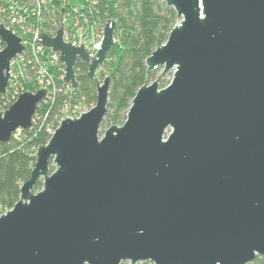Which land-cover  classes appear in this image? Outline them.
<instances>
[{
	"label": "water",
	"instance_id": "obj_1",
	"mask_svg": "<svg viewBox=\"0 0 264 264\" xmlns=\"http://www.w3.org/2000/svg\"><path fill=\"white\" fill-rule=\"evenodd\" d=\"M143 1V0H141ZM177 22L146 59L161 70L137 91L122 125L101 126L111 77L94 106L61 120L0 215V264H250L264 257V0H165ZM42 30L64 82L95 78L115 45L105 24L94 58ZM0 97L25 50L0 23ZM173 72L171 82L161 79ZM46 88L0 112V144L29 129ZM51 164L55 166L51 170ZM43 187L35 191L38 182Z\"/></svg>",
	"mask_w": 264,
	"mask_h": 264
},
{
	"label": "trees",
	"instance_id": "obj_2",
	"mask_svg": "<svg viewBox=\"0 0 264 264\" xmlns=\"http://www.w3.org/2000/svg\"><path fill=\"white\" fill-rule=\"evenodd\" d=\"M95 2L96 12L102 22L116 21L117 41L107 53V59L95 78L88 76V64L77 62L75 71L79 87L76 90L64 82L62 65H50V71L57 83L55 93H51L39 104L31 128L20 130L8 143L0 144V213L11 209L19 200L21 186L29 179L35 166L37 149L49 141L66 106H94L97 99V83L101 82L100 79L104 80L106 76H110L108 113L100 131V134H103L111 125H122L125 122L138 89L144 83L157 78L159 70L148 73L146 59L166 42L172 27L177 23L174 8L169 7L165 0ZM59 16L60 13L56 12L55 18L59 19ZM3 47L4 42L0 40V50ZM23 70V73L19 74L18 84L11 83L8 91L0 97V110L8 109L15 101L14 96L24 91L35 92L39 89L33 63L26 64ZM160 83L161 87H165L169 81L163 77ZM54 169L55 166L51 164V170ZM42 187V181L38 182L35 191L41 190ZM250 264H264V257H257Z\"/></svg>",
	"mask_w": 264,
	"mask_h": 264
},
{
	"label": "built area",
	"instance_id": "obj_3",
	"mask_svg": "<svg viewBox=\"0 0 264 264\" xmlns=\"http://www.w3.org/2000/svg\"><path fill=\"white\" fill-rule=\"evenodd\" d=\"M95 4V0H0V23L3 22L8 29L20 36L25 46V50L11 63L10 84H18L19 74L23 73L26 64L33 63L39 89L46 88L48 96L55 93L57 83L50 65L59 64V53L42 46L37 40L42 30L51 37L57 34L62 8H65L62 14L64 41L71 42L74 46H81L83 43L91 58H94L102 46L105 24L109 22L101 21ZM56 12L60 13L59 19L55 18ZM114 38L116 42V36ZM62 77L64 79V74ZM17 97L14 96L15 100ZM5 110L1 109L0 112ZM81 113L78 104L72 108L66 106L59 123L67 116H79ZM19 133L20 130L14 136Z\"/></svg>",
	"mask_w": 264,
	"mask_h": 264
},
{
	"label": "rangeland",
	"instance_id": "obj_4",
	"mask_svg": "<svg viewBox=\"0 0 264 264\" xmlns=\"http://www.w3.org/2000/svg\"><path fill=\"white\" fill-rule=\"evenodd\" d=\"M177 22H179V19H177ZM161 74V70H159V72H158V75H157V77L159 76ZM168 81H169V83L171 82V80H172V78H173V72H169L166 76H164ZM100 81L102 82L103 81V79H100ZM154 81V80H153ZM78 106H79V110L81 111V112H84V111H87V110H89L90 108H89V106H87V105H82V104H78ZM128 264H130V262H127ZM152 263V262H151ZM153 264V263H152Z\"/></svg>",
	"mask_w": 264,
	"mask_h": 264
}]
</instances>
